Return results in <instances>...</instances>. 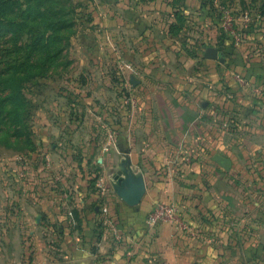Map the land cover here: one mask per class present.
<instances>
[{
    "label": "crops",
    "instance_id": "1",
    "mask_svg": "<svg viewBox=\"0 0 264 264\" xmlns=\"http://www.w3.org/2000/svg\"><path fill=\"white\" fill-rule=\"evenodd\" d=\"M170 1L155 0V107L153 100L145 99L136 113L118 108L111 112L112 97L104 92L94 99L91 92L99 82L90 80L83 100L74 97L73 108L57 105L55 110L41 114L40 158L27 159L29 165L24 169L29 180L39 172L46 183H54L51 189L33 192L31 222L26 223L32 227L30 234L37 226L50 236L55 230L56 255H42L40 248L42 261L264 264L263 174L257 177L255 170L252 175L246 174V183L254 185L243 192L216 190L209 177L214 170L221 182L232 183L230 171L237 162L227 152L235 147L237 140L233 137L241 131L264 140V79L242 73L254 68L242 62L229 64L224 76L223 60L204 57L209 46L216 47L220 54L221 50L217 37H207L204 28L211 19L199 6L187 23L199 25L203 31L194 33L192 27L187 45L193 44V39L197 41L195 55L207 60L204 64L214 70V77L205 79L203 85L172 78L174 67L165 65L160 47L166 44L167 51L178 43L171 31L179 26L175 16L179 9ZM114 35L111 32L110 38ZM133 79L136 86L139 80ZM80 90L83 95L84 89ZM244 110L247 117L242 114ZM252 149L257 151L256 157L248 162L261 165L264 141L252 144ZM216 154L231 160L230 171L213 160ZM112 173L126 187L130 177L144 183L145 193L138 205L116 199L126 187L110 186ZM90 177H97V184L105 180L108 188H82ZM63 184L73 191L61 193ZM63 194L67 197L64 203H70L66 207L60 205ZM159 201L173 203L176 216L150 227L147 216ZM31 241L28 244H34Z\"/></svg>",
    "mask_w": 264,
    "mask_h": 264
},
{
    "label": "rangeland",
    "instance_id": "2",
    "mask_svg": "<svg viewBox=\"0 0 264 264\" xmlns=\"http://www.w3.org/2000/svg\"><path fill=\"white\" fill-rule=\"evenodd\" d=\"M185 1H170L179 9L175 16L181 18L177 19L179 26L171 31L178 43L168 47L169 53L166 44L160 45L163 62L174 67L172 78L203 85L205 79L214 77V70L204 64L207 60L201 59V54L195 55L197 41L193 39L195 42L187 45V33L192 27L194 33L203 31L201 26L187 23L199 6L206 9L213 25L207 23L204 28L207 37L219 40L222 74L225 76L229 64L242 62L254 67L242 73L264 79V0ZM221 7L235 18L244 11L252 15L248 25L234 19L231 22L246 33L240 44L223 30ZM58 19L62 22H53ZM111 32L115 34L112 39ZM132 78L139 80L136 86L132 85ZM90 80L99 82L91 92L94 99L104 92L112 97L111 112L118 108L134 113L145 99L153 100L155 107V0H0V264H56L42 261L39 256L42 248L40 254L55 257V230L50 231L54 234L50 236L37 226L30 234L32 227L26 226L32 217L31 195L44 187L51 189L54 183H46L39 172L29 180L24 167L29 165L30 157L40 158L42 112L55 110L57 105L73 108L74 97L83 98ZM129 97L134 98V104L124 103V98ZM95 106L98 108L99 104ZM242 114L247 117L245 110ZM233 139L237 140L235 147L227 152L237 162L233 171L229 170L232 183L221 182L214 170L209 177L216 190L243 192L254 185L246 183V174L255 172L257 177H264V161L258 166L248 162L256 157L252 144L259 145L264 140L244 131ZM111 178L113 188L126 187L114 173ZM44 183L45 186L40 185ZM102 183L97 184V177H90L82 188H108L105 180ZM66 187L63 184L60 192L73 191ZM66 199L61 195V207L70 204L64 203ZM116 199L120 200V195Z\"/></svg>",
    "mask_w": 264,
    "mask_h": 264
},
{
    "label": "built area",
    "instance_id": "3",
    "mask_svg": "<svg viewBox=\"0 0 264 264\" xmlns=\"http://www.w3.org/2000/svg\"><path fill=\"white\" fill-rule=\"evenodd\" d=\"M221 26L223 30L226 32H230L232 37L234 38V41L236 44H240L244 39H245V32L240 31L236 27L233 26L231 23L232 20H237L240 22H243L244 24L248 25L249 22L251 21L252 15L248 11H244L241 13V15L237 18L233 17L230 13L227 12L224 7H221ZM125 102L130 101L132 104H134V98H124ZM102 187V186H101ZM103 211L106 213L107 208L104 207ZM176 216V207L173 203L170 202H157L156 204L153 205L151 208V211L149 212L147 219H146V224L150 227H153L160 223L161 221L164 220H172ZM109 223H112V220H109ZM117 235V232H116Z\"/></svg>",
    "mask_w": 264,
    "mask_h": 264
},
{
    "label": "water",
    "instance_id": "4",
    "mask_svg": "<svg viewBox=\"0 0 264 264\" xmlns=\"http://www.w3.org/2000/svg\"><path fill=\"white\" fill-rule=\"evenodd\" d=\"M204 57L206 59L216 60L221 59V54L218 52V49L214 46H209L206 48ZM134 84V79H131ZM213 160L221 166L224 170L229 171L231 167V160L227 157L221 155H214ZM145 193V185L142 182H134L130 177L128 180V186L120 192L121 199L130 206L138 205Z\"/></svg>",
    "mask_w": 264,
    "mask_h": 264
},
{
    "label": "trees",
    "instance_id": "5",
    "mask_svg": "<svg viewBox=\"0 0 264 264\" xmlns=\"http://www.w3.org/2000/svg\"><path fill=\"white\" fill-rule=\"evenodd\" d=\"M3 3V2H2ZM176 14H179L178 12L176 13ZM264 14V13H263ZM260 16H262L261 14H260ZM179 20L181 19L180 17H179V15H178V17H177ZM54 23H61L62 22V20H57V21H53Z\"/></svg>",
    "mask_w": 264,
    "mask_h": 264
}]
</instances>
